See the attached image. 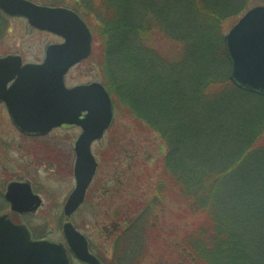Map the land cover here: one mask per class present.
I'll return each instance as SVG.
<instances>
[{"label": "trees", "instance_id": "trees-1", "mask_svg": "<svg viewBox=\"0 0 264 264\" xmlns=\"http://www.w3.org/2000/svg\"><path fill=\"white\" fill-rule=\"evenodd\" d=\"M242 1L76 2L113 108L165 149L136 205L143 245L156 213L175 210L188 264H264V98L230 83L220 34Z\"/></svg>", "mask_w": 264, "mask_h": 264}, {"label": "rangeland", "instance_id": "rangeland-1", "mask_svg": "<svg viewBox=\"0 0 264 264\" xmlns=\"http://www.w3.org/2000/svg\"><path fill=\"white\" fill-rule=\"evenodd\" d=\"M29 1L82 14L77 11V0ZM262 1H242L244 10L238 17L226 19L220 34L225 37L247 11L264 6ZM94 41L92 35L91 56L65 77L67 88L92 83L104 87L94 59L97 55ZM59 43L60 38L33 30L25 20L0 13V57L17 56L23 63L38 64L43 61L46 48ZM113 114L112 127L91 147L98 168L84 204L72 217L65 218L63 207L75 186L74 143L80 129L64 126L43 137H23L11 125L5 107L0 104V216L9 214L15 224H23L37 238L44 236L53 242L63 241L62 226L70 222L88 239L94 251L100 255L108 252L106 264H188L187 255L179 250L185 222H176L175 210L172 214L167 212L164 221L156 213L157 222L155 226L153 220L148 222L150 228L143 245L136 205L151 199L162 171L165 149L156 136L140 133L115 109ZM21 181L31 183L42 206L33 216L16 218L10 213L4 194L10 182ZM134 251H137L135 258Z\"/></svg>", "mask_w": 264, "mask_h": 264}, {"label": "water", "instance_id": "water-1", "mask_svg": "<svg viewBox=\"0 0 264 264\" xmlns=\"http://www.w3.org/2000/svg\"><path fill=\"white\" fill-rule=\"evenodd\" d=\"M8 17L24 18L38 31L63 39L46 49L40 65L21 67L18 57L0 60V103H4L13 127L25 137H43L53 129L74 126L81 135L74 144V190L63 207L72 216L83 204L97 171L91 146L114 122L111 99L98 83L66 89L63 81L70 69L92 53V35L73 12L36 6L26 0H0ZM231 64L229 80L239 90L264 97V6L248 11L224 37ZM13 82L9 88L7 85ZM10 211L33 215L42 206L28 181L10 183L4 195ZM65 241L81 264H100L89 255L87 242L70 223L63 226ZM0 264H70L61 245L33 242L24 226L0 216Z\"/></svg>", "mask_w": 264, "mask_h": 264}, {"label": "flooded vegetation", "instance_id": "flooded-vegetation-1", "mask_svg": "<svg viewBox=\"0 0 264 264\" xmlns=\"http://www.w3.org/2000/svg\"><path fill=\"white\" fill-rule=\"evenodd\" d=\"M22 64H26V63H23L22 61ZM66 85V84H65ZM29 233L31 235V238L34 240V241H41V240H48L46 237L44 236H41L39 238H37L30 230H29ZM62 238H63V234H62ZM59 245H61V247L63 248V250L66 252V254L69 256L70 258V264H81L79 263L78 261H76L73 257H72V253L68 250V247H67V244L66 242L64 241V238H63V241H57L55 242ZM88 251L89 253L94 256L101 264H106L105 263V258L108 254V252H104L102 255H100L99 253H97L96 251H94V248L92 247L91 243L88 242ZM99 254V255H98ZM104 256V257H103Z\"/></svg>", "mask_w": 264, "mask_h": 264}]
</instances>
